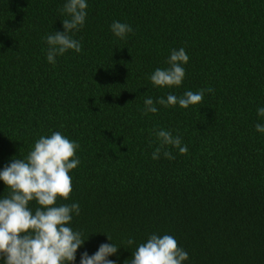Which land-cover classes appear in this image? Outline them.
<instances>
[{
  "label": "trees",
  "instance_id": "16d2710c",
  "mask_svg": "<svg viewBox=\"0 0 264 264\" xmlns=\"http://www.w3.org/2000/svg\"><path fill=\"white\" fill-rule=\"evenodd\" d=\"M66 2L0 0V171L54 132L79 145L71 195L56 204H79L74 264L111 243L125 264L153 234L176 239L182 264H264V0H86L81 51L52 64L46 37L63 31ZM114 21L132 32L116 37ZM181 48L182 84L153 85ZM201 89L187 109L158 103ZM147 98L156 113L144 114ZM159 130L187 153L168 145L173 158L154 160Z\"/></svg>",
  "mask_w": 264,
  "mask_h": 264
},
{
  "label": "clouds",
  "instance_id": "9594fccd",
  "mask_svg": "<svg viewBox=\"0 0 264 264\" xmlns=\"http://www.w3.org/2000/svg\"><path fill=\"white\" fill-rule=\"evenodd\" d=\"M86 0H67L62 13L68 17L62 21L63 31H55L46 37L48 44L47 60L54 64L57 56L68 50L81 51L79 41L73 34L85 23ZM111 30L116 37L124 38L132 32L130 25L114 21ZM189 60L183 48L173 50L167 69H156L150 80L155 86H180L185 77L181 66ZM206 90L197 93L187 91L183 96L168 95L158 100L165 107L176 106L184 109L198 105ZM211 92L212 89H207ZM144 114L156 113L157 108L151 98L144 101ZM258 115L264 117V108L258 109ZM256 130L264 132V126L257 124ZM156 135L160 141L152 154L154 160L160 153L166 158H173L166 146L171 145L181 155L188 151L182 146L179 137L171 132L159 130ZM79 145L54 132L50 137L42 136L30 151L26 160L14 157L0 171V180L11 190L10 197L0 199V260L4 264H74L76 253L85 241L79 232H74L67 225L72 220V213L79 215V204L56 206L57 199H69L72 192V180L69 172L76 169L79 160L74 159ZM35 201L38 207L33 214L29 205ZM108 237V236H107ZM111 241V238L108 237ZM129 244L133 241L130 239ZM113 244H101L96 253L89 256L84 252L80 264H114L109 257L118 253ZM188 259L186 251L178 247L176 239L170 235L162 237L153 234L133 252V258L125 264H182Z\"/></svg>",
  "mask_w": 264,
  "mask_h": 264
}]
</instances>
